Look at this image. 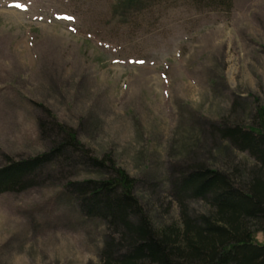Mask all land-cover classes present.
I'll list each match as a JSON object with an SVG mask.
<instances>
[{
  "label": "rangeland",
  "instance_id": "1",
  "mask_svg": "<svg viewBox=\"0 0 264 264\" xmlns=\"http://www.w3.org/2000/svg\"><path fill=\"white\" fill-rule=\"evenodd\" d=\"M124 7L0 0V166L54 147L61 134L40 131L54 119L135 178L156 227L177 226L171 181L180 173L212 166L245 179L258 170L214 129L249 126L264 107V0H232L228 12L191 0ZM75 160L0 193V264H102L111 230L64 192L69 179L89 177ZM185 203L191 216L209 210ZM255 240L264 244V228Z\"/></svg>",
  "mask_w": 264,
  "mask_h": 264
},
{
  "label": "trees",
  "instance_id": "2",
  "mask_svg": "<svg viewBox=\"0 0 264 264\" xmlns=\"http://www.w3.org/2000/svg\"><path fill=\"white\" fill-rule=\"evenodd\" d=\"M191 2L216 11L228 12L232 6V0ZM132 4L125 0L124 14ZM255 118L249 126L227 123L214 131L247 151L257 172L245 179L212 166L180 173L171 181L182 209L177 226L156 227L134 192L135 178L107 156L92 155L69 126L54 119L40 122V131L43 135L55 129L61 134L59 142L34 156L7 158L0 166V193L22 189L45 166L73 157L89 177L69 179L64 192L83 215L102 219L111 230L101 249L102 264H264V244L255 240V232L264 228V107ZM187 199H200L209 210L191 216L185 210Z\"/></svg>",
  "mask_w": 264,
  "mask_h": 264
}]
</instances>
